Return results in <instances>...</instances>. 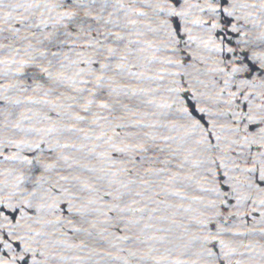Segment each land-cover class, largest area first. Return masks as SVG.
Returning a JSON list of instances; mask_svg holds the SVG:
<instances>
[{"label":"water","instance_id":"water-1","mask_svg":"<svg viewBox=\"0 0 264 264\" xmlns=\"http://www.w3.org/2000/svg\"><path fill=\"white\" fill-rule=\"evenodd\" d=\"M0 264H264V0H0Z\"/></svg>","mask_w":264,"mask_h":264}]
</instances>
